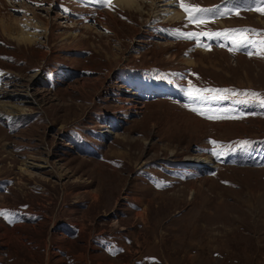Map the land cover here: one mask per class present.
Wrapping results in <instances>:
<instances>
[{
	"label": "rangeland",
	"instance_id": "rangeland-1",
	"mask_svg": "<svg viewBox=\"0 0 264 264\" xmlns=\"http://www.w3.org/2000/svg\"><path fill=\"white\" fill-rule=\"evenodd\" d=\"M81 1L0 0V264H264V4Z\"/></svg>",
	"mask_w": 264,
	"mask_h": 264
},
{
	"label": "bare ground",
	"instance_id": "bare-ground-1",
	"mask_svg": "<svg viewBox=\"0 0 264 264\" xmlns=\"http://www.w3.org/2000/svg\"><path fill=\"white\" fill-rule=\"evenodd\" d=\"M115 4L117 7H119L121 10L129 13H141L143 14L144 10L146 9L147 6L150 7V9L157 11V14L161 15L164 20H169L172 22H178V21H183L185 14L182 11H179L175 8V2L172 0H115ZM159 2H164L165 5L162 6L164 7L163 10H160V5ZM154 15V14H153ZM162 19L158 16L155 17V19ZM29 22H26L23 24V26H28ZM37 37L36 34H22L18 37V42L23 45H33L35 39ZM2 105H0V117H3L4 115H7L9 117L15 115L16 112L13 110H8L6 109H1ZM18 113V112H17ZM190 163L193 165H208L210 164L208 159H204L202 157H196L194 159L189 160Z\"/></svg>",
	"mask_w": 264,
	"mask_h": 264
},
{
	"label": "snow or ice",
	"instance_id": "snow-or-ice-1",
	"mask_svg": "<svg viewBox=\"0 0 264 264\" xmlns=\"http://www.w3.org/2000/svg\"><path fill=\"white\" fill-rule=\"evenodd\" d=\"M105 2L108 3V2H110V0H105ZM261 2H262V4H264V0H261ZM181 6L184 8V11L188 16L190 23H195V24L199 25V24L205 22L202 18H198V14L203 12V11H206V10L201 9L198 6L184 7L183 4H181ZM262 14H264V12H262ZM206 35L209 38H214L211 33H207ZM225 35L227 36L230 34L225 33ZM232 35H233V42L236 43L238 46L240 44H246L249 42L247 39V33H245V32H236ZM184 38L198 40L199 35L188 33V34H184ZM260 44H261V51L264 52V41H261ZM198 46H200V45H198ZM193 91H195L196 94H195V96H193L191 93H189L190 99H201V100H205V101H207L209 99V96L203 95V93L204 92H207V93L213 92V90H211V89H208V90H195L194 89ZM215 91H216L217 96L213 97V98H218L220 90H215ZM261 103L264 104V101H261ZM192 110L196 111L195 108H193ZM208 118H212V117H208Z\"/></svg>",
	"mask_w": 264,
	"mask_h": 264
},
{
	"label": "trees",
	"instance_id": "trees-1",
	"mask_svg": "<svg viewBox=\"0 0 264 264\" xmlns=\"http://www.w3.org/2000/svg\"><path fill=\"white\" fill-rule=\"evenodd\" d=\"M80 55H83V53H79ZM193 93H195L194 91H192V94ZM210 94H212V95H214L213 93H210ZM212 97H215V96H212ZM166 100L167 101H169L170 100V102H174V103H179V104H181L182 106H184L189 112H192V114H196L195 116H198L199 118H201V119H205V120H211V119H213V118H215L214 117V115L212 114V113H210V112H208L207 110H205V109H203V110H199V111H197V109H196V111H192V106L189 104V103H186V104H184V103H181V102H179V101H177V100H172V99H170V98H166ZM195 107V106H194ZM224 111H226V108H220V109H215L214 111H213V113L216 115V114H220V113H222V112H224ZM242 112H245V109H243L242 110ZM208 117H212V118H208ZM264 143V139H260V140H256V144H263Z\"/></svg>",
	"mask_w": 264,
	"mask_h": 264
},
{
	"label": "crops",
	"instance_id": "crops-1",
	"mask_svg": "<svg viewBox=\"0 0 264 264\" xmlns=\"http://www.w3.org/2000/svg\"><path fill=\"white\" fill-rule=\"evenodd\" d=\"M107 8H104V9H102V10H100V11H103V10H106Z\"/></svg>",
	"mask_w": 264,
	"mask_h": 264
}]
</instances>
